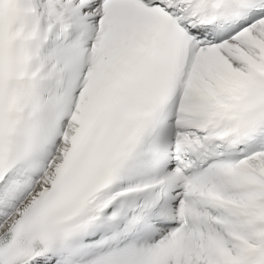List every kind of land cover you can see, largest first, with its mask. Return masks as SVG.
Returning <instances> with one entry per match:
<instances>
[{
    "label": "snow or ice",
    "instance_id": "obj_1",
    "mask_svg": "<svg viewBox=\"0 0 264 264\" xmlns=\"http://www.w3.org/2000/svg\"><path fill=\"white\" fill-rule=\"evenodd\" d=\"M0 264H264V0H0Z\"/></svg>",
    "mask_w": 264,
    "mask_h": 264
}]
</instances>
